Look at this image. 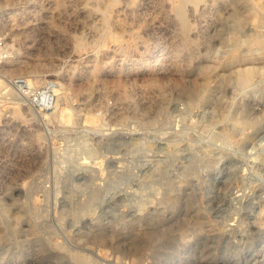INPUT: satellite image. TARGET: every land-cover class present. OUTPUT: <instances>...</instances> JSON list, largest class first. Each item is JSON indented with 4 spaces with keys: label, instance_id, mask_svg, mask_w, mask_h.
<instances>
[{
    "label": "rangeland",
    "instance_id": "374dc122",
    "mask_svg": "<svg viewBox=\"0 0 264 264\" xmlns=\"http://www.w3.org/2000/svg\"><path fill=\"white\" fill-rule=\"evenodd\" d=\"M157 1L0 0V264H264V0Z\"/></svg>",
    "mask_w": 264,
    "mask_h": 264
},
{
    "label": "bare ground",
    "instance_id": "6f19581e",
    "mask_svg": "<svg viewBox=\"0 0 264 264\" xmlns=\"http://www.w3.org/2000/svg\"><path fill=\"white\" fill-rule=\"evenodd\" d=\"M159 1V0H158ZM157 1V2H158ZM167 1V0H166ZM199 0H179V3L177 4V5H175V8H174V14H175V17L176 18H178V19H184L185 18V15H186V11H185V5L187 4V3H190V4H195V3H197ZM207 1V0H206ZM168 2H169V0H168ZM171 2V1H170ZM203 2V1H202ZM205 2V1H204ZM152 3V2H151ZM166 5V4H165ZM168 5V4H167ZM171 5V4H170ZM199 5V4H198ZM203 5V4H202ZM199 6L200 8H202L203 6ZM206 5V4H205ZM204 5V6H205ZM84 7V6H83ZM163 7V6H162ZM165 7V6H164ZM191 7V6H190ZM208 7V6H207ZM167 8V7H166ZM191 9V8H190ZM83 10V9H82ZM163 10H164V8H163ZM203 10V9H202ZM88 11V10H87ZM168 11V10H167ZM191 11V10H190ZM195 11V10H194ZM198 11H199V9H198ZM82 12V11H81ZM166 12V11H165ZM164 12V13H165ZM196 12V11H195ZM205 12V11H204ZM84 13V12H83ZM200 13V12H199ZM210 15V14H209ZM168 16V15H167ZM196 16V15H195ZM171 17H173V16H171ZM174 21V20H173ZM184 21H186V20H184ZM3 23V22H2ZM170 23V22H169ZM180 23V22H179ZM182 23V22H181ZM188 23V22H187ZM184 24V23H183ZM176 25V24H175ZM186 25H188V24H186ZM3 26H4V24H3ZM3 26H0V27H3ZM181 28H182V26H181ZM184 28V27H183ZM186 28V27H185ZM188 28V27H187ZM189 29V28H188ZM191 29H193L192 27H191ZM186 30V29H185ZM184 32V31H183ZM190 32V31H189ZM184 34V33H183ZM186 34V33H185ZM188 35V34H187ZM186 35V36H187ZM190 35H192V34H190ZM192 36H194V35H192ZM191 36V37H192ZM133 37V36H132ZM191 37H190V39H191ZM129 39L131 38V37H128ZM127 38V39H128ZM134 38V37H133ZM189 38V37H188ZM176 39V38H175ZM180 39V37L178 38V40ZM174 40V39H173ZM177 40V41H178ZM176 41V40H175ZM187 41V40H186ZM191 41H193V40H191ZM178 42H183V41H178ZM140 43V42H139ZM161 43V42H160ZM194 43V42H193ZM135 44V43H134ZM179 44V43H178ZM187 44H188V42H187ZM172 45V44H171ZM176 45V44H175ZM170 47V46H169ZM177 47H179V46H177ZM193 47V46H192ZM190 48V47H189ZM141 49V48H140ZM191 49V48H190ZM175 50V49H174ZM179 50V49H178ZM187 51V50H186ZM170 52V51H169ZM178 52V51H177ZM177 52H176V54H177ZM185 52V51H184ZM166 53H168V52H166ZM188 53V52H187ZM170 55V54H169ZM177 55H179V54H177ZM156 57V56H155ZM174 57V56H173ZM177 58V57H176ZM170 64H174L175 63V61H171V62H169ZM177 63V62H176ZM177 64H175V66H176ZM177 67H179V66H177ZM175 71V70H174ZM167 74H168V72H167ZM169 76H170V74H169ZM147 100V99H146ZM122 103V102H121ZM120 103V104H121ZM124 103V102H123ZM26 146V145H25ZM23 150V149H22ZM11 178V177H10ZM12 184V183H11ZM12 186V185H11ZM5 187H3V189H4ZM7 189V188H6ZM1 231V230H0ZM176 244V240H175V238H174V236L173 235H170V236H168V238H167V240H166V245H175ZM170 247V246H169ZM160 249L159 248H157V250L156 251H159Z\"/></svg>",
    "mask_w": 264,
    "mask_h": 264
},
{
    "label": "built area",
    "instance_id": "2783aa9c",
    "mask_svg": "<svg viewBox=\"0 0 264 264\" xmlns=\"http://www.w3.org/2000/svg\"><path fill=\"white\" fill-rule=\"evenodd\" d=\"M0 20H1V11H0ZM0 26H1V22H0ZM11 53L12 50L9 46V43L7 41V38L5 36V33H3L2 28L0 27V67L7 61L10 59L11 57ZM20 80L16 79L14 80V84L17 86H20ZM45 95H37V93H34L32 100L34 101V103H39V101H41ZM46 99V96L45 98Z\"/></svg>",
    "mask_w": 264,
    "mask_h": 264
}]
</instances>
